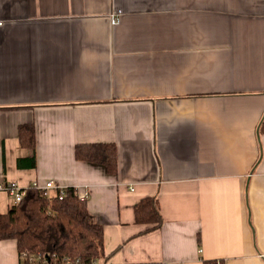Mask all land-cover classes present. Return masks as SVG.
I'll use <instances>...</instances> for the list:
<instances>
[{
	"label": "crops",
	"instance_id": "obj_1",
	"mask_svg": "<svg viewBox=\"0 0 264 264\" xmlns=\"http://www.w3.org/2000/svg\"><path fill=\"white\" fill-rule=\"evenodd\" d=\"M0 22L3 185L85 193L96 264H264V0H0ZM96 144L115 175L76 160ZM153 196L159 229L134 221ZM0 264H22L15 240Z\"/></svg>",
	"mask_w": 264,
	"mask_h": 264
},
{
	"label": "trees",
	"instance_id": "obj_2",
	"mask_svg": "<svg viewBox=\"0 0 264 264\" xmlns=\"http://www.w3.org/2000/svg\"><path fill=\"white\" fill-rule=\"evenodd\" d=\"M259 132L264 134V117ZM18 137L21 146L34 150L33 125H21ZM75 158L101 165L108 175L117 172V154L113 144L78 145ZM133 213L136 224L154 225L152 229H159L162 225L157 196L139 200L133 206ZM0 239L16 241L22 264H30V258L41 255L47 256L50 263L53 260L59 264L78 260L80 264H96L112 255L105 256L102 226L94 221L88 212L86 199H79L73 187H67L61 198L58 193L47 196L43 191L28 189L19 204L12 205L0 215ZM202 264H221V261L202 260Z\"/></svg>",
	"mask_w": 264,
	"mask_h": 264
},
{
	"label": "built area",
	"instance_id": "obj_3",
	"mask_svg": "<svg viewBox=\"0 0 264 264\" xmlns=\"http://www.w3.org/2000/svg\"><path fill=\"white\" fill-rule=\"evenodd\" d=\"M110 22H111V25L118 24L119 17L118 16L112 17ZM0 189L6 190L8 192V194L12 198V205H17L23 200L26 194V191L28 189H35V190L43 191L44 194L47 196H50L51 193H58L59 197L61 198L64 195L67 187L57 185L53 183L52 181H47L43 185H40L36 182H32L27 187H19L15 183H8L6 185H3L2 182H0ZM74 189L77 191L76 188ZM77 194H78L79 199L81 200L86 199L87 197L85 193L81 194L77 191ZM29 261H30V264H36L34 263L36 261H37V264H59L55 260H53L52 263H50L49 260L47 259V256H44V255L32 257L30 258ZM61 264H80V263L78 262V260H76L75 262H64Z\"/></svg>",
	"mask_w": 264,
	"mask_h": 264
}]
</instances>
